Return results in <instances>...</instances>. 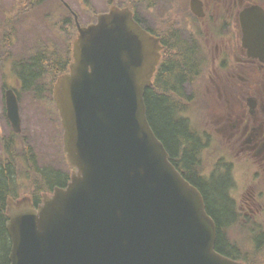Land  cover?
Instances as JSON below:
<instances>
[{
  "label": "water",
  "instance_id": "95a60500",
  "mask_svg": "<svg viewBox=\"0 0 264 264\" xmlns=\"http://www.w3.org/2000/svg\"><path fill=\"white\" fill-rule=\"evenodd\" d=\"M159 61L158 40L127 9L78 25L73 61L54 87L77 171L38 208L30 197L8 200L11 264H243L215 251L202 195L148 122L145 90ZM6 103L19 132L13 90Z\"/></svg>",
  "mask_w": 264,
  "mask_h": 264
},
{
  "label": "flooded vegetation",
  "instance_id": "af4514ba",
  "mask_svg": "<svg viewBox=\"0 0 264 264\" xmlns=\"http://www.w3.org/2000/svg\"><path fill=\"white\" fill-rule=\"evenodd\" d=\"M77 2L88 16L86 25L118 6L132 11L141 28L160 41L162 53L165 46L177 41L188 44L195 55L190 69L194 76L183 82L180 117L190 121L199 144L197 176L206 183L204 176L212 184L224 181L230 216L220 223L212 216L221 234L219 242L217 238L218 251L226 257L233 255L229 234L237 229L256 234L257 244L262 234L260 244L264 250V0ZM99 3L104 11H97L94 4ZM58 4L66 10L62 23L81 22L73 2L58 0ZM255 8L262 9V16ZM247 11L243 20L241 16ZM245 32L249 36L246 42ZM207 163L211 169L203 172ZM182 167L186 169L184 164ZM207 211L214 212L211 205H207Z\"/></svg>",
  "mask_w": 264,
  "mask_h": 264
},
{
  "label": "trees",
  "instance_id": "16d2710c",
  "mask_svg": "<svg viewBox=\"0 0 264 264\" xmlns=\"http://www.w3.org/2000/svg\"><path fill=\"white\" fill-rule=\"evenodd\" d=\"M75 31L76 29L73 27L74 34L72 32L67 34L69 42L63 49L56 43L49 42L42 45V49L35 52L30 58L21 60L15 65L23 91L34 93L38 99H41L42 96L45 102L53 103V84L55 79L67 70L68 63L71 61V43ZM171 45L174 47H168L167 53H165L166 62L157 74L154 86L147 89L145 93L148 120L157 137L164 143L171 161L180 172H185V175L188 176L186 177L193 182H191L192 184L199 187L207 205H211V209L214 210L211 215L220 223L230 216L227 209L228 199L224 181L220 180L215 184H212L213 182L206 183L197 176L195 159L199 144L191 132L192 127L189 121L180 117V94L183 92L185 79L194 76L190 69H192L195 55L186 42L179 43L177 41ZM47 77L51 80L48 85L45 82L42 83V80ZM5 144V157L0 161V264H10L12 250V241L6 226L8 222L7 201L9 198L20 197L24 191L18 186L16 159L20 156L17 154V144L7 141ZM26 156L28 155L26 154ZM34 159H31L33 160L31 167L23 169L26 170L27 175H35V185L30 187L28 193L32 196L34 204L38 205L42 202L43 193L52 192L56 187H65L70 173L50 167L39 169ZM182 164L186 169L182 167ZM218 203L220 206H216ZM219 236L221 234L218 232V242ZM258 240H260L258 244L261 246L262 234ZM234 246L231 258L242 260L246 264H262L254 256L249 258L247 254L241 255L237 246ZM260 246L255 249H261Z\"/></svg>",
  "mask_w": 264,
  "mask_h": 264
},
{
  "label": "rangeland",
  "instance_id": "374dc122",
  "mask_svg": "<svg viewBox=\"0 0 264 264\" xmlns=\"http://www.w3.org/2000/svg\"><path fill=\"white\" fill-rule=\"evenodd\" d=\"M67 1L73 2V10L80 16L81 26L88 24V16L83 14L84 7L77 0ZM25 2L26 0H0V159L4 155L2 140L12 137L17 144L18 155L24 149L28 152L29 148L37 153V160H35L39 169L50 167L54 170L67 171L69 167L63 154L60 118L54 107L45 102L42 96L38 99L34 93L20 89L14 65L17 60L21 58L25 60L31 52L48 44L49 39L55 40V43L63 49L68 42L67 34L72 25L62 23L58 19L66 16V10L57 3V0H40L34 5L25 4ZM94 5L97 11H104L102 3ZM11 33H13L12 36H10ZM10 41L12 47H10ZM42 81V83L47 82L49 78ZM195 87L198 88L197 83ZM9 88H14L19 98L21 114L19 137L14 134L6 117L4 94ZM192 118L195 119V117ZM19 156L20 159L16 160L18 186L24 190L21 195L27 196L30 187L35 185V175H27L26 170L22 168V162L26 163V153H21ZM204 169V172H208L211 169L210 165L205 164ZM230 235L245 249L244 252L249 255V258L254 256L258 262H262V247L258 250L254 249L248 235L240 231Z\"/></svg>",
  "mask_w": 264,
  "mask_h": 264
}]
</instances>
